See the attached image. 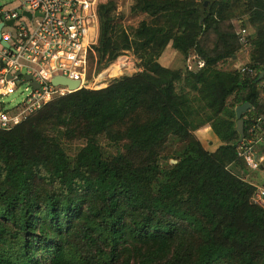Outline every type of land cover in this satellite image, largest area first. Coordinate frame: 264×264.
I'll use <instances>...</instances> for the list:
<instances>
[{
  "label": "trees",
  "instance_id": "trees-1",
  "mask_svg": "<svg viewBox=\"0 0 264 264\" xmlns=\"http://www.w3.org/2000/svg\"><path fill=\"white\" fill-rule=\"evenodd\" d=\"M129 13L141 19L96 6L91 59L97 73L128 52L139 71L0 130V264H264L234 115L249 105L243 139L264 119V0H132ZM234 22L251 31L248 61L227 69L242 50ZM166 47L202 67H162ZM202 127L212 151L194 137Z\"/></svg>",
  "mask_w": 264,
  "mask_h": 264
},
{
  "label": "built area",
  "instance_id": "built-area-1",
  "mask_svg": "<svg viewBox=\"0 0 264 264\" xmlns=\"http://www.w3.org/2000/svg\"><path fill=\"white\" fill-rule=\"evenodd\" d=\"M103 2L105 0H14L10 8H0V40L6 44L0 43V97L8 96L21 85L25 93L12 107L0 104V130H10L51 100L74 92L64 85H52L53 78L77 82L76 90H97L87 82L97 38L96 6ZM234 36L238 46L246 49L247 30L239 27ZM189 63L195 69L203 65L193 56L185 62V68L192 70ZM30 83L36 87H31ZM263 121L261 116L257 117L247 129L252 138L240 139L235 149L236 159L248 172L257 171L264 159L255 149L263 140V133L255 134ZM245 181L253 188L250 204L264 209V187L249 178Z\"/></svg>",
  "mask_w": 264,
  "mask_h": 264
},
{
  "label": "rangeland",
  "instance_id": "rangeland-1",
  "mask_svg": "<svg viewBox=\"0 0 264 264\" xmlns=\"http://www.w3.org/2000/svg\"><path fill=\"white\" fill-rule=\"evenodd\" d=\"M116 3V13H119L122 15V21L125 24H136L141 17L140 16H133L129 13V7L132 3V0H114ZM14 0H0V8L1 7H7L10 8L13 6ZM233 30L234 32L237 30L236 22L233 23ZM246 30L248 32V35H250V29L246 26ZM4 31V29L2 30ZM243 50V51H242ZM241 52L238 53L237 57L243 59L246 54H248V49H242ZM163 58L160 61V65L162 67L168 68V69H183L185 66L182 58L180 55H178L176 52L172 51L170 48H167L165 53L163 51ZM95 60L91 59L89 63V69H88V82L87 85L92 88H104L113 82H116L118 80H121L123 78L129 77L139 71L138 68V61L135 60L130 53L128 52H122L120 56L109 66H107L105 69L100 70L99 72L95 73ZM192 62V61H190ZM245 64V63H244ZM242 64L238 68L244 66ZM189 68H193V64L189 63ZM23 85L19 86L15 91H13L11 94L5 97H0V104L3 105L5 108L12 107L13 105L19 103L22 98L24 97L23 92ZM206 127L200 128L197 131H195L194 137L198 140V142L201 144V146L205 150L212 151L217 147L218 142L211 136L210 132L205 129ZM79 144H72L71 148L72 150L75 149V147ZM101 146L111 151V148L105 144V142H101ZM263 148V149H262ZM262 149V150H261ZM260 151L264 153V147L260 148ZM170 164H173L172 161H169ZM264 167V163H263ZM237 175L240 177L249 178V180H254L255 182L260 185L264 186V180L262 178H258L257 173L255 172H245L241 173L237 170ZM11 254H16V248H13V250L10 251Z\"/></svg>",
  "mask_w": 264,
  "mask_h": 264
},
{
  "label": "water",
  "instance_id": "water-1",
  "mask_svg": "<svg viewBox=\"0 0 264 264\" xmlns=\"http://www.w3.org/2000/svg\"><path fill=\"white\" fill-rule=\"evenodd\" d=\"M24 14V13H23ZM26 15V14H24ZM7 24L9 25L10 22H7ZM0 43L3 45V46H6V44L0 40ZM264 73V70L262 72H260V74L258 75V78L257 79H260L262 77ZM18 75V74H17ZM25 79L28 80L29 77L28 76H25ZM52 85H64L66 86L69 90L71 91H76L77 89V82H73V81H68L66 79H63V78H59V77H56V78H53L50 82ZM30 86L31 87H36V85L34 83H30ZM249 109V105L244 103L240 106H237L235 109H234V115H235V119H236V123H235V131L236 133L238 134L239 138L242 139V131H243V122L242 120L240 119L241 115L244 114L247 110ZM172 163L174 164L175 162L172 161Z\"/></svg>",
  "mask_w": 264,
  "mask_h": 264
},
{
  "label": "crops",
  "instance_id": "crops-1",
  "mask_svg": "<svg viewBox=\"0 0 264 264\" xmlns=\"http://www.w3.org/2000/svg\"><path fill=\"white\" fill-rule=\"evenodd\" d=\"M248 27V26H247ZM237 28H239V27H237ZM245 29H246V27H244ZM167 48H169V47H166L165 48V50H164V53H165V51H166V49ZM246 49H248V48H246ZM173 51V50H172ZM243 51V50H242ZM239 52H241V50H239L237 53H236V55L225 65V68H227V69H237L239 66H241L242 64H246L247 63V61H248V58H247V54H246V56L243 58V59H241V58H239V57H237V55H238V53ZM163 56V53H162V55L158 58V63L160 64V61H161V59L163 58L162 57ZM244 64V65H245ZM261 96H262V98L264 99V89L261 91ZM203 128V127H202ZM206 130H208L209 131V128L208 127H206L205 128ZM197 131V130H196ZM210 132V131H209ZM211 134V133H210ZM211 136H212V134H211ZM213 137V136H212ZM214 138V137H213ZM215 139V138H214ZM261 147H264V139L262 140V141H260V142H258L256 145H255V149L260 153V155H262L263 156V158H264V153L262 152V151H260V148ZM263 149V148H262ZM261 149V150H262ZM263 163H264V159H263V162L261 163V165H260V167H259V169L257 170V171H254L255 173H257V176H258V178H262L263 180H264V167H263ZM255 182V181H254ZM255 183H257V181L255 182ZM258 184V183H257ZM259 185V184H258ZM259 186H262V187H264L263 185H259Z\"/></svg>",
  "mask_w": 264,
  "mask_h": 264
}]
</instances>
